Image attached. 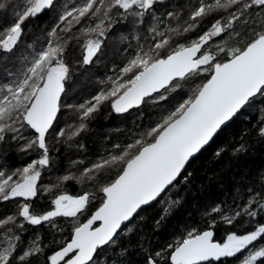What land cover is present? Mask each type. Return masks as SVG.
Masks as SVG:
<instances>
[{
	"label": "snow or ice",
	"instance_id": "6c2138e0",
	"mask_svg": "<svg viewBox=\"0 0 264 264\" xmlns=\"http://www.w3.org/2000/svg\"><path fill=\"white\" fill-rule=\"evenodd\" d=\"M105 108L132 126L92 155L79 137ZM251 134L264 144V0H0V264H264V166L165 244L141 226Z\"/></svg>",
	"mask_w": 264,
	"mask_h": 264
},
{
	"label": "trees",
	"instance_id": "16d2710c",
	"mask_svg": "<svg viewBox=\"0 0 264 264\" xmlns=\"http://www.w3.org/2000/svg\"><path fill=\"white\" fill-rule=\"evenodd\" d=\"M47 19L48 17H43L41 20L36 21L37 27L33 28V33H38ZM33 39V35L26 37V41L29 43ZM96 70L103 72L102 66ZM246 115L248 120H244L243 123L248 124L249 120L254 123L259 112L254 110ZM132 121L133 116L127 114H125V117H118L116 114L108 115V109L105 108L100 116L91 123L89 130L82 133L79 139L85 145L87 152L94 155L102 149L103 145L110 142L107 137L111 136L113 140L123 139L125 130L132 126ZM117 128L121 129L119 133L115 131ZM234 131H239V122L237 126H234ZM226 138V135L221 137V141ZM246 140L250 145L246 154L241 153L239 156L234 157L229 152L216 160L213 158L212 152L217 145H213L200 157L193 168L189 169L195 171L190 183L187 186L182 185L177 192L172 193V199H178L180 203L171 209V214L161 222L159 229H156L155 221L163 214V207L166 205L154 203L152 207L147 208L142 213L146 219L141 222V226L149 234L154 247L169 242L183 224L190 223L193 219L199 220L204 205L213 198H222V190L229 189L232 186L233 179L238 173L248 170L255 171L264 166V144L259 143L254 134L246 137ZM221 141H217V144ZM65 155L81 158L83 154H78L75 147H73ZM10 159L17 164L20 160L15 153L11 154ZM64 163L66 165L67 160ZM67 187L71 194L79 191L77 185L70 183ZM14 210L15 204L13 203L0 204V214ZM40 231L44 232L45 229H40Z\"/></svg>",
	"mask_w": 264,
	"mask_h": 264
}]
</instances>
